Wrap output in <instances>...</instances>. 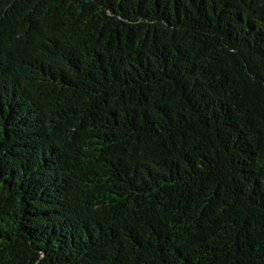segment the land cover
I'll use <instances>...</instances> for the list:
<instances>
[{
    "label": "trees",
    "instance_id": "16d2710c",
    "mask_svg": "<svg viewBox=\"0 0 264 264\" xmlns=\"http://www.w3.org/2000/svg\"><path fill=\"white\" fill-rule=\"evenodd\" d=\"M0 264H264V0H0Z\"/></svg>",
    "mask_w": 264,
    "mask_h": 264
}]
</instances>
